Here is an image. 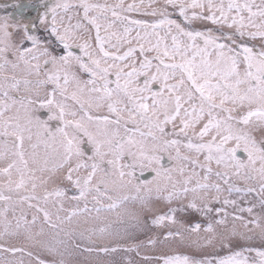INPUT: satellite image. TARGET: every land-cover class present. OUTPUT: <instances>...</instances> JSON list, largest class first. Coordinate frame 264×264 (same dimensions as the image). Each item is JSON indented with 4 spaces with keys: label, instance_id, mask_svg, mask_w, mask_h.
<instances>
[{
    "label": "snow or ice",
    "instance_id": "obj_1",
    "mask_svg": "<svg viewBox=\"0 0 264 264\" xmlns=\"http://www.w3.org/2000/svg\"><path fill=\"white\" fill-rule=\"evenodd\" d=\"M0 264H264V0L0 3Z\"/></svg>",
    "mask_w": 264,
    "mask_h": 264
},
{
    "label": "rangeland",
    "instance_id": "obj_2",
    "mask_svg": "<svg viewBox=\"0 0 264 264\" xmlns=\"http://www.w3.org/2000/svg\"><path fill=\"white\" fill-rule=\"evenodd\" d=\"M2 1H3L4 3H9V4L15 2V0H0V3H1ZM20 2H21V3H25V2H27V0H20ZM10 10H11V9H10Z\"/></svg>",
    "mask_w": 264,
    "mask_h": 264
},
{
    "label": "flooded vegetation",
    "instance_id": "obj_3",
    "mask_svg": "<svg viewBox=\"0 0 264 264\" xmlns=\"http://www.w3.org/2000/svg\"><path fill=\"white\" fill-rule=\"evenodd\" d=\"M1 3H4L3 1ZM10 10V9H9Z\"/></svg>",
    "mask_w": 264,
    "mask_h": 264
}]
</instances>
